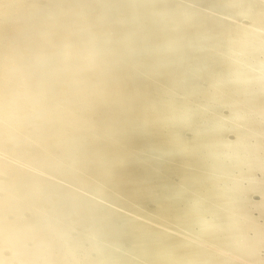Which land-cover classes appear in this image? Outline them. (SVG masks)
<instances>
[{"label":"bare ground","instance_id":"1","mask_svg":"<svg viewBox=\"0 0 264 264\" xmlns=\"http://www.w3.org/2000/svg\"><path fill=\"white\" fill-rule=\"evenodd\" d=\"M0 264H264V0H0Z\"/></svg>","mask_w":264,"mask_h":264}]
</instances>
